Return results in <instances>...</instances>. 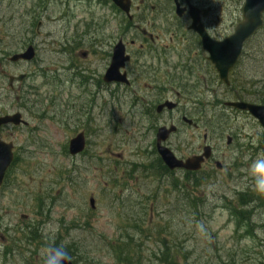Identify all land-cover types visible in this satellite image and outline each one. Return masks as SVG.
Segmentation results:
<instances>
[{
  "label": "rangeland",
  "instance_id": "374dc122",
  "mask_svg": "<svg viewBox=\"0 0 264 264\" xmlns=\"http://www.w3.org/2000/svg\"><path fill=\"white\" fill-rule=\"evenodd\" d=\"M37 2L20 0L17 5L6 0L0 4V56L2 51L18 49L20 41L34 42L38 47L37 62L16 69L29 75L26 87L36 88V94L32 92L34 96L29 97L37 102L32 112L39 114L45 110L39 118L20 108L18 95L8 88V75L15 69L8 63L0 65V115L18 111L30 123L28 130H0V139L13 142L18 157L8 174V185L0 191V264H44L55 245L74 251L76 264H120L115 247L121 240L126 241V237L132 238L133 247L139 246L136 249L142 264H159L155 254L164 250L163 240L169 242V247L177 244L178 249L182 244L181 253H189V264H262L264 227L258 229L256 237L248 236L246 228H237L227 209L230 203L236 206L237 191L248 186L255 189L260 178L259 173L252 171L255 164L264 161V149L260 145L264 143V133L259 124L250 116H236L225 110L226 131L240 134L234 148L241 150L245 146L241 158L248 165L240 171L249 176L233 173L229 178L221 174L218 179L211 178L198 190L203 201L198 209L188 208L185 196L174 192L170 186L173 178H167V184L159 183L151 176L145 177L144 171L128 177L136 169L132 167L134 156L142 162L141 148L147 143L143 137V144H137L143 129L135 125L140 122V116L127 114L129 104L113 106L120 116L119 125L112 124L107 106L96 107L90 116L95 132L88 138V151L96 163L88 160L89 155L71 160L65 154V146L83 131V115L87 113L89 99L87 90L73 83L72 74L59 65L61 59L66 65L67 59L56 52L54 40L65 38L70 32L72 35L79 13L73 3L71 10H66L54 0H46L39 8ZM203 2L210 6L209 17L215 22L219 37L231 34L234 25L242 19L243 0ZM10 36L14 37L10 39ZM244 64L247 74L263 91L264 37L258 35L249 42ZM40 70L47 74V81L34 73ZM54 73L60 74L64 82H51ZM205 74L203 69L199 78L202 80ZM184 78L192 86L187 99L211 100V83L209 93L203 95L206 91L203 85L197 84L195 78ZM220 96L224 97L221 90ZM197 107L189 106L190 113L185 109L190 118ZM222 110L221 105L218 115ZM222 139L218 133L210 137L216 147L225 151ZM172 142L177 145L175 150L179 155L203 144L201 137L186 129ZM133 145L137 146L134 151ZM75 166L79 168L76 171ZM180 175L175 174L174 179ZM91 197L95 199V209L90 206ZM39 199L44 205L37 214ZM177 200L184 206L177 205ZM256 222L260 224L259 218ZM26 224L31 228H26ZM30 230L38 235L36 239L28 238ZM180 264L185 262L182 260Z\"/></svg>",
  "mask_w": 264,
  "mask_h": 264
},
{
  "label": "flooded vegetation",
  "instance_id": "af4514ba",
  "mask_svg": "<svg viewBox=\"0 0 264 264\" xmlns=\"http://www.w3.org/2000/svg\"><path fill=\"white\" fill-rule=\"evenodd\" d=\"M54 1L62 4L66 10H71L73 3L79 13L75 19L76 24L72 27V35L70 36V32L65 38H56L54 44L56 52L65 54L70 60L69 69L76 72L83 70L81 83L87 90L90 107L116 101L130 104L132 110L141 111L143 120L147 121L145 130L148 135L155 136V142L160 128L175 127V133L167 140V147L182 159L202 154L204 145L190 149L185 155H179L175 150L177 145L172 142L175 136L184 129L191 130L194 136H202V139L206 136L212 147V156L204 163L202 170L227 178L235 173L244 153L242 150L236 152L237 149L232 153L230 151L236 144L237 136L229 135L230 144L226 143L227 149L221 150L210 140L216 127V122L210 121L212 115L201 111L192 119L185 110L195 100L186 97L185 90L190 86L186 85L188 80L184 77L195 78L199 83L205 81V84H209V81L213 84L219 82L207 52L202 49L200 37L191 30V12L196 11L205 31L216 40L223 39L215 32V22L209 17L210 6L203 0ZM124 6L128 8V13L124 11ZM25 47L26 44L20 43L18 49L9 53H21ZM118 47H122L130 57L121 71L127 75L130 85L105 80ZM23 65L27 66V63H14V67ZM203 69L206 74L202 75L201 80L199 77ZM210 97L211 103L217 101L218 91L213 90ZM165 104L167 106L158 111ZM172 104L174 107H169ZM184 117L192 119L194 123H186ZM84 132L90 134L91 129L85 128ZM134 150L135 148L132 151ZM148 155L147 153L145 157L142 154L140 159L144 160ZM134 158L137 159V156ZM4 188L0 187V190Z\"/></svg>",
  "mask_w": 264,
  "mask_h": 264
},
{
  "label": "water",
  "instance_id": "95a60500",
  "mask_svg": "<svg viewBox=\"0 0 264 264\" xmlns=\"http://www.w3.org/2000/svg\"><path fill=\"white\" fill-rule=\"evenodd\" d=\"M264 0H245L243 7V21H241L235 30V33L226 38L224 41L217 42L212 40L208 34L202 29L195 26L197 20L194 21L193 29L202 38L203 49L209 53V60L215 65L219 72L221 80L228 84V76L230 70L236 65L243 50V45L263 24ZM35 56V50L32 46L22 55H16L11 60L17 61L19 59L31 61ZM124 62L126 58L122 59V54L116 52L114 55V62L108 74V80L123 81L118 77L119 74V61ZM228 106L235 107L242 111L249 112L264 126V105H255L245 102L228 103ZM21 116L19 114L0 118V125L7 123L20 124ZM172 131L165 128L159 130L157 135L158 152L163 161L171 169H186L188 171H196L201 168L205 159L210 156V148L204 149L203 156H197L186 160L185 162L178 160L174 154L167 148L161 145L162 142L167 140L168 135ZM13 144H6L0 141V182L2 181L6 170L13 161ZM85 149L84 134L78 135L70 142V153L76 155ZM94 206V200H91ZM60 253L61 258L57 259V254ZM47 264H73L70 258L61 249H52L50 257L47 258Z\"/></svg>",
  "mask_w": 264,
  "mask_h": 264
},
{
  "label": "trees",
  "instance_id": "16d2710c",
  "mask_svg": "<svg viewBox=\"0 0 264 264\" xmlns=\"http://www.w3.org/2000/svg\"><path fill=\"white\" fill-rule=\"evenodd\" d=\"M260 37H264V27L259 32ZM257 82L250 77V75L247 74L245 71V64L240 63L237 69L234 71V78L232 82V88L236 92V95L241 98L242 100L250 101V102H258V103H264V90L262 91L261 88L258 89V86L256 84ZM251 88L255 90H251ZM264 89V85H263ZM160 163V162H159ZM161 167L164 171L167 172V175H170L173 177V172H170L168 169H165V167ZM161 169V168H156ZM191 173H188V175L183 179V176L175 178L171 185L175 187L176 192L182 193L185 197L184 200L187 202L188 208H194L196 204V200L202 201L200 198L195 196V191L197 190L200 180H198V177L196 175L190 176ZM158 176L157 178H159ZM259 200L262 202L263 195H259ZM177 205L184 206L183 203L180 204V200L176 201ZM41 205L39 204V208L41 209ZM30 234L32 236V239H36L38 235L34 231H30ZM127 245V244H126ZM121 245L119 246V252L120 255L118 257L119 261L124 264H141V260L137 258L136 256L132 255L130 246ZM68 255H76L74 252L70 253L67 252ZM157 257V260L160 264H178L176 260V255L172 251L171 247H165L164 251H161V254H155Z\"/></svg>",
  "mask_w": 264,
  "mask_h": 264
},
{
  "label": "clouds",
  "instance_id": "9594fccd",
  "mask_svg": "<svg viewBox=\"0 0 264 264\" xmlns=\"http://www.w3.org/2000/svg\"><path fill=\"white\" fill-rule=\"evenodd\" d=\"M252 171L254 173H259L260 178L257 179L256 184H255V191L258 194L264 195V161L258 162L253 166ZM61 255L60 253L57 254V259H60Z\"/></svg>",
  "mask_w": 264,
  "mask_h": 264
}]
</instances>
